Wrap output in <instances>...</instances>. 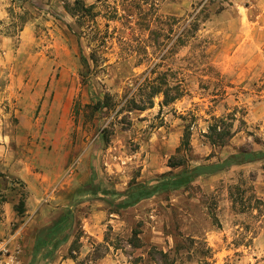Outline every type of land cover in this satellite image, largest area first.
Instances as JSON below:
<instances>
[{"label": "rangeland", "instance_id": "1", "mask_svg": "<svg viewBox=\"0 0 264 264\" xmlns=\"http://www.w3.org/2000/svg\"><path fill=\"white\" fill-rule=\"evenodd\" d=\"M74 1L0 0V169H65L33 206L0 172V258L30 264L67 213L35 264H264V158L112 204L181 171L186 132L187 167L264 148V0Z\"/></svg>", "mask_w": 264, "mask_h": 264}, {"label": "trees", "instance_id": "2", "mask_svg": "<svg viewBox=\"0 0 264 264\" xmlns=\"http://www.w3.org/2000/svg\"><path fill=\"white\" fill-rule=\"evenodd\" d=\"M92 5L85 6L80 0H75L72 3L71 7H67L72 16L77 14L79 17L83 15V12H88L91 9ZM81 11V14L77 12ZM155 93V92H153ZM165 101L173 100L177 97V95H173L171 97L168 94L164 93ZM109 105L108 95L103 96L102 98H97L93 105L94 110H98L99 112ZM220 125L218 123H212L208 126V132L206 137L210 142L215 140V136L218 138L222 135V132L219 130ZM106 130H103V140L106 136ZM189 132L183 134L180 144L176 147L177 155H174L170 159V166H178L182 165L183 169L177 173L166 175L164 174L162 179L153 184L146 183H136L130 186L123 192H115L120 196L117 202L112 203L117 208H125L131 206L141 199L150 197L154 195L161 189L168 188H179L185 187L189 185L193 180H195L198 176L204 174H213L215 172H219L229 168L235 164H242L245 162L256 161L264 158V148L257 151H239L234 154H230L224 159L219 161L208 163V164H198L194 166L187 167L184 164L185 160V152L189 146ZM223 136V135H222ZM213 143V142H212ZM99 190V189H98ZM102 191V190H101ZM93 192V191H92ZM90 192V193H92ZM15 209L17 213H22L23 211V200L22 198L19 200L18 204L15 205ZM69 214L65 213L63 216L55 220L51 225L42 229L37 236L36 245L32 254L31 263L35 264L37 261L36 255L39 251H42V248H46V253H41L39 259L48 258L51 256L52 251L57 248V246L61 243V236L59 235L68 225ZM50 247V249H48Z\"/></svg>", "mask_w": 264, "mask_h": 264}, {"label": "crops", "instance_id": "3", "mask_svg": "<svg viewBox=\"0 0 264 264\" xmlns=\"http://www.w3.org/2000/svg\"><path fill=\"white\" fill-rule=\"evenodd\" d=\"M2 13H0V18ZM65 169H0V172L5 173L7 179H15L23 183V187L27 192L26 205L33 206L45 198L50 191H53V183L57 176L62 174ZM1 182V181H0ZM60 188L61 185H58ZM51 192V196H53ZM49 196V195H48ZM50 197V196H49ZM39 205V204H38ZM37 205V206H38ZM36 210H27L29 216H33L35 220L44 210L43 206L35 208ZM47 217H40L41 223H48Z\"/></svg>", "mask_w": 264, "mask_h": 264}, {"label": "built area", "instance_id": "4", "mask_svg": "<svg viewBox=\"0 0 264 264\" xmlns=\"http://www.w3.org/2000/svg\"><path fill=\"white\" fill-rule=\"evenodd\" d=\"M5 251V247H4V244L0 245V255L3 254ZM0 264H9L8 261H3L1 258H0Z\"/></svg>", "mask_w": 264, "mask_h": 264}]
</instances>
